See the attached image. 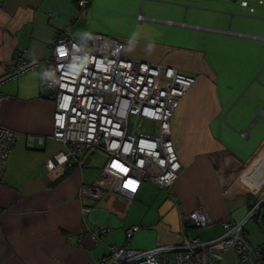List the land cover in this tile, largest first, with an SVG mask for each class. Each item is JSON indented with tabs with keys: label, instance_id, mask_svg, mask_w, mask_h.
Instances as JSON below:
<instances>
[{
	"label": "crops",
	"instance_id": "crops-1",
	"mask_svg": "<svg viewBox=\"0 0 264 264\" xmlns=\"http://www.w3.org/2000/svg\"><path fill=\"white\" fill-rule=\"evenodd\" d=\"M63 27L75 40L117 38L128 58L195 78L171 117L181 169L169 189L145 178L128 192L111 185L97 200L79 199L81 185L102 181L106 159L98 168L95 150L60 176L46 169L62 146L51 137L44 58ZM17 55L39 66L0 86V123L18 133L0 171V264H106L109 245L177 244L181 215L198 205L212 223L186 233L209 239L264 198V0H89L84 9L77 0H0V74ZM103 226L95 243L89 229ZM209 259L237 264L230 251Z\"/></svg>",
	"mask_w": 264,
	"mask_h": 264
},
{
	"label": "built area",
	"instance_id": "built-area-1",
	"mask_svg": "<svg viewBox=\"0 0 264 264\" xmlns=\"http://www.w3.org/2000/svg\"><path fill=\"white\" fill-rule=\"evenodd\" d=\"M88 2L77 0V5L84 9ZM143 18L138 13L137 19ZM44 64V95L54 102L51 137L62 146L45 160L49 172L60 176L69 166L82 167L86 152L101 150L107 155L102 181L81 185L79 199L97 200L111 185L128 192L145 178L170 188L181 169L171 136V117L194 83L193 76L161 63L130 59L124 42L102 33H90L79 42L68 27L51 39ZM38 66L37 60L17 55L12 67L0 74V86ZM138 119L150 123V128L138 131ZM239 133L245 136L246 130ZM17 137V131L0 123V171ZM262 207L264 198L252 203L240 221H224L218 235L200 239L186 233L189 226L202 229L212 223L206 209L198 205L181 215L179 243L148 249L131 248L126 242L109 245L106 264H209L211 253L229 251L237 264H264V255L243 232L245 223L259 216ZM90 209V204H81L83 214ZM261 222L264 227V211ZM138 229L137 224L127 227L125 238ZM107 230V226L95 227L89 229V235L98 243Z\"/></svg>",
	"mask_w": 264,
	"mask_h": 264
},
{
	"label": "rangeland",
	"instance_id": "rangeland-1",
	"mask_svg": "<svg viewBox=\"0 0 264 264\" xmlns=\"http://www.w3.org/2000/svg\"><path fill=\"white\" fill-rule=\"evenodd\" d=\"M74 33V31H73ZM80 37L77 39V41L82 42L84 33H80ZM14 79V78H12ZM10 80V79H9ZM148 127L147 121L143 119H138L137 122V130H145ZM105 159H107L106 153H104L101 150H95V160L94 163H96L99 168V164L101 161L103 162ZM96 161V162H95ZM99 171H97L98 173ZM264 211V207L261 208L260 214L258 216L257 220L249 219L244 227V230L246 232V237L248 241L258 248L260 251L264 250V228L261 225V219H262V213Z\"/></svg>",
	"mask_w": 264,
	"mask_h": 264
},
{
	"label": "trees",
	"instance_id": "trees-1",
	"mask_svg": "<svg viewBox=\"0 0 264 264\" xmlns=\"http://www.w3.org/2000/svg\"><path fill=\"white\" fill-rule=\"evenodd\" d=\"M251 219H254V220H257L258 219V216L257 217H255V218H251ZM261 225H262V222H261ZM262 227H263V225H262ZM264 228V227H263ZM244 233H245V237H246V232H245V230L243 231ZM246 239H247V237H246ZM248 240V239H247ZM250 243V242H249ZM251 244V243H250ZM252 245V244H251ZM253 246V245H252ZM254 248H256L255 246H253ZM258 249V248H257ZM259 250V249H258ZM260 251V250H259ZM263 255H264V250L263 251H260Z\"/></svg>",
	"mask_w": 264,
	"mask_h": 264
}]
</instances>
